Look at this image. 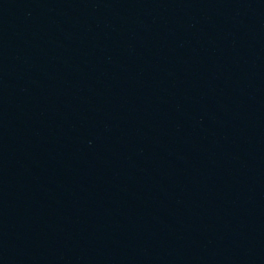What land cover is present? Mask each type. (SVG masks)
I'll list each match as a JSON object with an SVG mask.
<instances>
[{"label":"water","instance_id":"obj_1","mask_svg":"<svg viewBox=\"0 0 264 264\" xmlns=\"http://www.w3.org/2000/svg\"><path fill=\"white\" fill-rule=\"evenodd\" d=\"M0 264H264V0H0Z\"/></svg>","mask_w":264,"mask_h":264}]
</instances>
